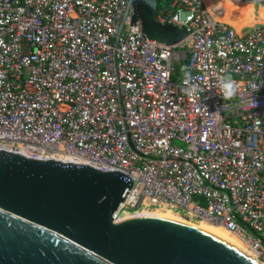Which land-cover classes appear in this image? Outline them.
Listing matches in <instances>:
<instances>
[{"label": "built area", "instance_id": "2783aa9c", "mask_svg": "<svg viewBox=\"0 0 264 264\" xmlns=\"http://www.w3.org/2000/svg\"><path fill=\"white\" fill-rule=\"evenodd\" d=\"M232 2L264 7L168 0L165 45L129 0H0V150L118 169V210L221 226L264 264V16Z\"/></svg>", "mask_w": 264, "mask_h": 264}, {"label": "water", "instance_id": "95a60500", "mask_svg": "<svg viewBox=\"0 0 264 264\" xmlns=\"http://www.w3.org/2000/svg\"><path fill=\"white\" fill-rule=\"evenodd\" d=\"M129 2L132 24L148 39H185L181 27L155 20L157 0ZM133 182L118 169L77 159L0 150V264H259L172 220L117 221Z\"/></svg>", "mask_w": 264, "mask_h": 264}, {"label": "rangeland", "instance_id": "374dc122", "mask_svg": "<svg viewBox=\"0 0 264 264\" xmlns=\"http://www.w3.org/2000/svg\"><path fill=\"white\" fill-rule=\"evenodd\" d=\"M232 3H235V2H232ZM235 4H237V3H235ZM241 5L250 6V7L254 6L253 4H248V3H246V4L242 3ZM259 9L260 8H256L255 7V10H259ZM259 13H260V11L259 12L257 11L258 15H259ZM247 20H248V16H247ZM166 211H167L168 214L165 213ZM136 216H154V217L165 218V219L172 220V221L184 224V225L186 224L187 226H193L195 228L198 227L201 224V222H202L200 220H193V219L185 218L184 216H181L178 211H176V210H167L165 208L139 210V211L133 212V213H127L125 210L120 209V210H118L116 212V220L117 221L125 219V218L136 217ZM242 242L246 245L248 251H251L250 248L248 247V245L246 244V242H244V241H242ZM252 259L255 260V257L253 255V253H252Z\"/></svg>", "mask_w": 264, "mask_h": 264}, {"label": "bare ground", "instance_id": "6f19581e", "mask_svg": "<svg viewBox=\"0 0 264 264\" xmlns=\"http://www.w3.org/2000/svg\"><path fill=\"white\" fill-rule=\"evenodd\" d=\"M165 213H167V211ZM190 227L195 228L193 226ZM195 229L226 242L227 244L231 245L232 247L239 250L243 254L249 256L250 258H252V253L254 255L253 251H248L246 245L242 242L243 240L240 237L235 236L234 234H232L231 232H229L228 230H226L221 226L213 225L205 221H202L201 224Z\"/></svg>", "mask_w": 264, "mask_h": 264}, {"label": "crops", "instance_id": "0c3cea01", "mask_svg": "<svg viewBox=\"0 0 264 264\" xmlns=\"http://www.w3.org/2000/svg\"><path fill=\"white\" fill-rule=\"evenodd\" d=\"M242 3H238V4H233V9H240L244 16H243V25H246V24H254L256 22V18H257V11L259 13V15H263L264 16V7L260 8L259 10H255V7H250V6H244V5H241ZM244 4V3H243ZM246 4V3H245ZM231 5V4H230ZM231 7V6H230ZM254 8V9H253ZM230 13V12H229ZM247 16H248V20H247Z\"/></svg>", "mask_w": 264, "mask_h": 264}, {"label": "trees", "instance_id": "16d2710c", "mask_svg": "<svg viewBox=\"0 0 264 264\" xmlns=\"http://www.w3.org/2000/svg\"><path fill=\"white\" fill-rule=\"evenodd\" d=\"M157 10L168 3V0H157Z\"/></svg>", "mask_w": 264, "mask_h": 264}]
</instances>
